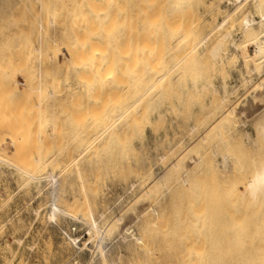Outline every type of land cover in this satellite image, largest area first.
<instances>
[{"label": "rangeland", "instance_id": "374dc122", "mask_svg": "<svg viewBox=\"0 0 264 264\" xmlns=\"http://www.w3.org/2000/svg\"><path fill=\"white\" fill-rule=\"evenodd\" d=\"M228 1L0 0V264H238L246 257L240 245L253 240L245 248L258 246L263 213L242 192L264 162L261 146L244 141L251 127L258 144L262 141L264 62L261 68L245 57L228 62L229 80L244 63L246 84H239L227 107L216 97V112L209 113V96L189 87L218 75L210 48L224 33H238L243 15L254 10L252 0L237 10L227 9ZM170 4L178 7L173 17L167 15ZM55 12L58 21L47 26ZM105 33L114 34L117 56L114 87L107 93L98 75L103 60L96 56L103 52ZM91 40L102 52L90 51ZM69 45L74 51L85 46L75 61ZM36 47L53 48L57 61L41 65ZM248 53L254 54V46ZM26 80L31 87L39 80L41 86L53 84L58 94L41 97L39 109L37 93L21 90ZM85 84L94 86L87 89L90 95ZM159 111L166 117L158 119ZM51 128L55 136L46 139ZM155 143L162 147L153 152ZM151 150L155 159L141 165L142 154ZM226 154L228 165L220 167ZM40 164L57 172L61 203L78 205L76 217L99 220L98 232L61 213L58 220L44 218L50 181L20 170H40ZM41 174L36 171L37 178ZM135 235L147 243L135 244ZM236 240L243 243L229 249Z\"/></svg>", "mask_w": 264, "mask_h": 264}, {"label": "bare ground", "instance_id": "6f19581e", "mask_svg": "<svg viewBox=\"0 0 264 264\" xmlns=\"http://www.w3.org/2000/svg\"><path fill=\"white\" fill-rule=\"evenodd\" d=\"M103 1H111V0H103ZM244 2H246V0H232V1H228V3H229V6H227L226 5V7H227V9H231L232 7H235L236 9L235 10H237V7H239L240 8V6L244 3ZM252 3H253V5H254V10L253 11H250V12H248L247 14H245V15H243V17H242V19L240 20V31L238 32V33H234L233 31H228V32H226V33H224L222 36H220V38L213 44V46L210 48V50H209V57H210V60H211V63H212V68L214 67V69H216L217 71V76H218V79H217V81L215 80V78L214 77H217V76H215L214 75V77H213V75H212V77H210V79H208V80H206V82H204V83H202L201 85H199L198 84V82H194V84L193 85H190L189 87H190V90L191 91H193V93H196V94H199L200 95V97H205V98H207L206 96H209L210 98H207V99H209V100H207V108L210 110L209 111V113L212 111H214V109H216L217 108V106L214 104V101H216V97L217 98H219V101H220V103L219 102H217L220 106L223 104L224 106L225 105H228L227 103L230 101L231 102V98H233L232 96L234 95V93L236 94L237 93V90H238V87L241 85V83L242 82H244V84H246V76H245V73H244V71H243V64H242V67H240V66H236V67H238V69L233 73V74H231L232 75V78L229 80V79H227L226 78V74H224V70H225V68H226V66H227V64H228V62L231 60V59H236V64H237V62L238 63H240V60H241V58L242 57H245V59L247 60V62H248V60L249 61H252L256 66L258 65V66H260V68H261V65H259V64H262L263 65V62H264V0H252L251 1ZM231 6V7H230ZM229 7V8H228ZM242 7V6H241ZM224 9H226L225 7H224ZM178 11V7L176 6V5H173V4H170L169 5V7L167 8V15H169L170 17H173V15L174 14H176V12ZM58 13H59V11H57ZM57 12H55V13H52V15L51 16H49L48 17V25L47 26H53V25H55L56 24V22L58 21V19H59V17H60V15L57 13ZM232 12L233 11H229L228 10V18L232 15ZM58 15H59V17H58ZM226 17V18H227ZM79 19H81V18H77V20H79ZM228 20V19H227ZM224 21V20H223ZM221 23V22H220ZM94 35V34H93ZM92 35V36H93ZM96 35V34H95ZM100 35V34H99ZM104 35V34H103ZM103 35H102V37H103ZM88 36V35H87ZM96 36H98V35H96ZM82 37V36H81ZM89 37V36H88ZM87 37V38H88ZM99 38H101V37H99ZM85 39H86V37H85ZM75 40H77V38H75ZM82 40V39H81ZM81 40H79V41H81ZM102 40V39H101ZM52 42H53V40H51ZM85 41V40H84ZM84 41H82V42H84ZM92 41V40H91ZM91 41H89V42H91ZM103 42V47H101L100 49L103 51H101L100 49H99V46L101 45H95L94 46V44L97 42V41H92V45H91V47L93 48V49H91L90 51H92V50H98L99 52H102V53H100L101 55H99L98 53V55H96L97 57L98 56H100L99 57V61H100V59L102 58V60H103V63L101 62V64H103L104 65V69L101 71L102 72V74L101 73H99L98 71H96L95 72V74L98 72V75H100L99 76V78H101L100 79V81H101V83H100V81H99V83L102 85V89L104 90V92L105 93H107V92H110L112 89H113V87H114V82H113V79H114V73H113V70H114V61H115V59H116V52H115V48H116V44H115V41H114V34H112V33H105V36H104V40H102ZM51 42V43H52ZM81 43V42H80ZM94 43V44H93ZM98 43V42H97ZM100 43V42H99ZM55 44V43H54ZM69 44V43H68ZM67 44V45H68ZM79 44V43H78ZM114 45H115V47H114ZM38 46V45H37ZM81 46V45H80ZM98 47V48H94V47ZM249 46H254V54L253 55H250L249 53H248V48H249ZM83 47H85V46H82L81 48H83ZM69 48H71L69 51H70V55H71V59L72 60H74L75 61V59L77 58H75L74 59V57H75V55H77L78 54V52L80 53V49L78 50V51H74V49L75 48H73V46L71 45V47H70V45H69ZM87 48V47H86ZM103 48V49H102ZM35 50V49H34ZM95 50L93 51V52H95ZM90 51H89V53H90ZM97 51V52H98ZM253 51V50H252ZM36 52L38 53V57L40 58V64L41 65H43V66H45L46 68H49L55 61H57V57H56V54H55V52H54V50H53V48L52 49H50V48H48V49H46V50H43L42 48H37L36 47ZM77 52V53H76ZM86 52H88V51H86L85 50V53ZM84 54V53H83ZM88 54V53H87ZM91 54H92V52H91ZM66 55V54H65ZM78 56V55H77ZM82 56V55H81ZM89 56H90V54H89ZM92 57L94 56V55H91ZM78 57H80V56H78ZM84 57V56H83ZM86 57H87V55H86ZM85 57V58H86ZM94 58V57H93ZM82 59H84V58H82ZM88 57H87V62H88ZM97 60H95V61H98V58H96ZM244 59V60H245ZM90 60H92V58L90 59ZM71 61V60H70ZM77 61V60H76ZM93 61H94V59H93ZM242 62H244L243 60H241ZM72 62V61H71ZM86 61H83V63L82 64H84ZM92 62V61H91ZM90 62V63H91ZM241 62V63H242ZM90 63H89V65H90ZM98 64H100V63H98ZM246 64V63H245ZM239 65H241V64H239ZM229 66V65H228ZM260 68H259V70H260ZM213 69V70H214ZM255 69L257 70V68L255 67ZM255 69H252L251 71H255ZM98 70V69H97ZM212 70V71H213ZM246 70V69H245ZM104 71V72H103ZM215 72V71H214ZM213 72V73H214ZM229 72H231V71H229ZM258 72V71H257ZM93 74V73H92ZM220 74V75H219ZM88 75V74H87ZM91 75V74H90ZM92 76V75H91ZM97 76V75H96ZM220 76V77H219ZM86 77V76H85ZM87 77H89V76H87ZM98 77V76H97ZM99 78H94L96 81H97V79L99 80ZM89 79V78H88ZM91 80H92V78H90ZM90 79H89V81H90ZM253 80V79H252ZM27 81V83L25 82V84H24V88L23 89H21V90H24V91H26V90H30V92L33 94H35V93H37L36 94V96L37 97H43L44 98V100H48V99H52L53 97V95H55L56 94V90L54 89V87L55 86H53V84H51V85H48V86H41V85H43V84H40L42 81L41 80H39L38 82H40V83H37V85L36 86H33V87H31V85L32 84H30V81L29 80H26ZM85 81H86V79H85ZM93 81V80H92ZM94 82V81H93ZM92 82V83H93ZM67 83V81L65 82V84ZM96 83V82H95ZM99 83H97V85L99 84ZM248 83H251V81L250 82H248ZM240 84V85H239ZM259 83H257V85H258ZM262 84V83H261ZM261 84H259L260 86H262ZM15 85H16V87H17V83H15ZM19 85V84H18ZM68 85V84H67ZM86 85V84H85ZM90 85V84H89ZM93 85V84H92ZM92 85H90L89 87L86 85V90L88 89V88H90V89H93L94 88V86L92 87ZM101 85H99L98 87V89H100V86ZM243 85V84H242ZM256 85V86H257ZM92 87V88H91ZM245 87V86H244ZM253 87V86H252ZM56 88V87H55ZM183 88V87H182ZM248 88V87H247ZM97 89V88H96ZM97 89V90H98ZM101 89V90H102ZM250 89V88H249ZM260 90L262 89V88H259ZM84 90V89H83ZM89 91V92H88ZM99 91V90H98ZM256 91V90H255ZM86 93H88V95H90L89 93H92L90 90H87V91H85ZM103 91H102V93H104ZM68 93V92H67ZM94 93V92H93ZM57 94H58V92H57ZM72 94V93H71ZM255 93H253V95H254ZM195 95V94H194ZM199 95H197V96H199ZM196 96V95H195ZM52 97V98H51ZM55 97V96H54ZM39 98V99H40ZM215 98V99H214ZM218 100V99H217ZM202 101H203V99H202ZM209 101V102H208ZM42 102H44L45 103V101H42V98H41V100L40 101H38L36 104H35V106H37L39 109L40 108H42V106H43V104L44 103H42ZM205 104V103H204ZM233 105V104H232ZM229 106V105H228ZM206 107V106H205ZM216 107V108H215ZM222 107V106H221ZM225 107H227V106H225ZM233 107V106H232ZM231 107V108H232ZM181 109V108H180ZM180 109H178V111L180 110ZM224 109V108H223ZM207 110V109H206ZM222 110V109H221ZM221 110H219V112L221 111ZM232 109H230V112H229V110H228V112H229V114H231L232 115V113H233V111H231ZM177 111V110H176ZM181 111V110H180ZM224 111H226V110H224ZM162 112V111H161ZM211 112V113H212ZM214 112H216V110L214 111ZM221 112H223V111H221ZM220 112V113H221ZM159 114H158V119H160L161 117H162V115L163 114H166L165 112H163V113H160V111L158 112ZM173 113V112H172ZM168 114V113H167ZM176 114H177V112H176ZM178 114H180L181 115V112L179 113L178 112ZM177 114V115H178ZM208 114V113H207ZM219 114V113H218ZM226 114H227V112H226ZM228 114V115H229ZM175 115V114H174ZM223 116L222 117H225V115L224 114H222ZM234 115V114H233ZM163 116H165V115H163ZM209 116V115H208ZM216 116V113H214V116L212 117V115H211V118H214ZM227 116V115H226ZM236 116V115H235ZM235 116L233 117L232 116V118H235ZM166 117V116H165ZM180 117V116H179ZM178 117V118H179ZM221 117V118H222ZM225 119V118H224ZM172 120V119H171ZM174 120V119H173ZM217 120V119H216ZM230 120V119H229ZM228 120V121H229ZM234 120V119H233ZM212 121V120H211ZM219 121V120H218ZM222 121H224V120H222ZM227 121V120H226ZM228 121L226 122V123H228ZM172 122H175V120L174 121H172ZM215 122V121H214ZM221 122V121H220ZM215 125V124H214ZM172 126V125H171ZM212 126V125H211ZM217 126H218V124H217ZM190 128V127H189ZM196 127H194V125L191 127V131L193 132V134H194V132H196L197 130L195 129ZM216 128V127H215ZM215 128H214V130H215ZM258 129H259V132H260V135H261V137H262V141H261V144H260V142H259V144H258V142L256 141V139H255V137H254V135L249 131V129L248 130H246L244 133V141H245V143H246V145H248V146H250V147H252V148H255V149H257L258 148V146L260 145L261 146V148H262V151H263V154H264V125H262V126H260V127H258ZM53 128H51V129H49L48 130V132H50V133H48V134H46L45 135V138L47 139V138H49L50 139V137H52L53 135L55 136V133L54 134H52V132H53ZM196 130V131H195ZM213 130V129H212ZM190 131V132H191ZM176 132V131H175ZM192 134V133H191ZM205 134V133H204ZM203 134V135H204ZM163 136V135H162ZM205 136V135H204ZM204 136H203V138H204ZM201 137V136H200ZM203 138H202V140H203ZM158 139V138H157ZM161 139V138H160ZM174 139V138H173ZM207 139V138H206ZM159 140V139H158ZM161 141H162V139H161ZM155 142V141H154ZM160 142V141H159ZM158 142V143H159ZM165 142V141H164ZM158 143H155V145H158V146H155V149H153V152H154V150L156 151V149L158 150L159 149V146L160 147H162L161 145H159ZM168 143V142H167ZM167 143H166V146H169L170 145V148H171V151H172V148H173V145L171 146V143L173 144V140H172V142H170V143H168L169 145H167ZM179 143V142H178ZM153 144V143H152ZM175 145L176 144H174V147H175ZM143 146H144V143H143ZM147 146H148V144H147ZM164 147V146H163ZM153 148V147H152ZM166 148V147H165ZM164 148V149H165ZM169 148V149H170ZM151 149V148H150ZM140 150H142V149H140ZM160 150V149H159ZM170 151V152H171ZM147 152V151H146ZM158 152V151H157ZM157 152H156V154H157ZM4 153V152H3ZM6 153V152H5ZM5 153H4V155H5ZM144 153V152H143ZM142 154V153H141ZM154 154V153H153ZM152 154V150H151V152L148 154V153H146V154H142V156H141V159H140V164L141 165H143V166H147V164H149L150 163V161H152V158L154 157V159H155V157L156 156H154ZM155 154V155H156ZM165 156V155H164ZM163 156V157H164ZM159 157V156H158ZM4 158V157H3ZM3 158H1V159H3ZM159 158H161V157H159ZM228 156H227V154L225 155V156H223V160H222V162H221V164L219 165L220 167H225V166H227L228 165ZM5 159V158H4ZM7 160V159H6ZM6 160H2V162L3 161H6ZM159 160V159H158ZM164 160V159H163ZM9 161V160H8ZM160 161V160H159ZM6 163H7V161H6ZM15 163V162H14ZM9 164V163H8ZM154 165H155V163H154ZM13 166V165H12ZM17 166V165H16ZM40 166V170H36V169H33V170H28V169H26L25 167H23L24 168V170H23V168L22 169H20V170H22L24 173H26V175L27 176H30L31 177V179L33 178L34 180H35V178L36 179H40L39 181H41V179H45V180H48V181H50V184H51V199H50V207H49V209L45 212V215H44V218H46V219H56L58 216L57 215H60L59 213H61V214H63V215H66L67 217H71V218H74V219H76V220H80V219H82V222L84 223H86V224H88V227L90 226V228H92L94 231L95 230H97V232H98V229H100V226L98 225V224H100V221L99 220H97L96 219V222H92V221H90L89 222V220L87 221L86 219H84V217L83 216H81V214H80V216H78V217H76L74 214H75V212H76V208L78 209V205L77 206H75L76 204H73V205H71V206H69V205H67V207L69 206V208H67L66 207V205H63V203H61V199H60V197L57 195V193H56V189H57V172L54 170V168H51V167H47V166H42V164H40L39 165ZM173 167H174V169H175V167H178V164H174L173 165ZM18 168V170H19V167H17ZM141 168H142V166H141ZM226 168V167H225ZM148 169V168H147ZM19 170V171H20ZM22 171H21V173H22ZM36 171H39L40 172V174H41V176L40 177H36ZM23 173V174H24ZM25 175V174H24ZM25 175V176H26ZM38 176V175H37ZM37 181V180H36ZM184 182H187L186 180H184ZM37 183H39V182H37ZM50 187V186H49ZM242 196H243V198H245V200L247 201V203L249 204V205H251L252 207H254L255 208V210L259 213V214H261V213H263L262 215H263V217H264V162L263 163H261V164H258V165H256V167H255V170H254V173H253V175H252V177L250 178V180L247 182V184H246V186H245V188H244V190H243V192H242ZM63 206H62V205ZM76 207V208H75ZM255 211V212H256ZM257 213V216L256 217H258V214ZM256 214V213H255ZM101 215H103V214H100V216ZM255 217V216H254ZM261 218V221H259L260 223L262 222V219H263V221H264V218ZM100 218V217H99ZM259 219V218H258ZM56 220H58V219H56ZM121 220H122V218L121 217H118L117 219H116V221L117 222H121ZM254 220H256V219H254ZM260 220V219H259ZM54 221V220H53ZM98 221V222H97ZM103 221V220H102ZM119 222V223H120ZM263 224H264V222H263ZM261 225H262V223H261ZM98 226H99V228H98ZM259 227V226H258ZM262 228H264V226L262 227L261 226V228L260 229H262ZM260 229H259V231H260ZM262 231H264V229H262ZM236 234V233H235ZM258 234L260 235L261 234V232L259 233L258 232ZM232 235V234H231ZM239 234H236V235H234V232H233V236H236V237H239L238 236ZM255 235H257V233L256 234H254L253 236H255ZM264 234H263V232H262V234H261V238H264V236H263ZM258 236V235H257ZM263 236V237H262ZM146 238V237H145ZM145 238H144V236H142V235H135V237H134V241H135V244H138L139 246H144V240H145ZM258 238V237H257ZM261 238H259L260 239V241L258 240V242L260 243L261 242ZM19 240V239H18ZM239 240H236V241H232V242H234V243H232L231 244V246L229 247V249L231 248L232 249V247H233V249L232 250H234L235 251V249H234V247H235V245L234 246H232L233 244H237V246H239V244L238 243H243L242 242V240L241 241H239ZM251 242L253 241V240H250ZM250 241H248L247 243L252 247V245L254 244V241H253V244L251 245V243H249ZM262 241H263V239H262ZM19 242V241H18ZM145 242H146V240H145ZM245 242V241H244ZM256 242H257V240H256ZM255 242V243H256ZM257 242V243H258ZM147 243V242H146ZM240 243V244H241ZM247 243H245V245H244V243L242 244L244 247H241L242 245H240V248L239 247H237L236 246V249L237 248H239V249H246V252H245V250H242V252H243V254H244V256H246V257H242L241 255V253L242 252H240V256H241V258H243L242 260H241V263H242V261L244 260V258H247V256H248V253H249V251H250V249H252V248H250L249 250H248V248L249 247H246L245 248V246H247L248 244ZM258 243V246L255 244V246H257L256 248L255 247H253V251H250L253 255H255V256H251V254L249 255V258L248 259H245L244 260V263L245 264H264V241H263V243H260L259 244ZM248 245V246H249ZM136 246V245H135ZM33 245H31V244H29V245H27V250H30V251H32V249H33ZM146 247V246H145ZM145 249V248H144ZM143 249V250H144ZM141 250V249H140ZM236 251H238L237 252V254L239 253V251L240 250H236ZM248 251V252H247ZM247 253V255H245V253ZM255 253V254H254ZM235 255V254H234ZM237 257H238V255H236ZM251 256V257H250ZM232 259V258H231ZM233 259H234V257H233ZM237 259H239V258H237ZM194 260H198V261H200V259H196V258H194ZM188 261V260H187ZM191 261V262H190ZM202 261V260H201ZM197 262V264H202L203 262ZM246 261V262H245ZM189 263H191V264H194V262H193V260H189L188 261V264ZM241 263H238V264H241ZM244 263H242V264H244ZM21 264H24V263H22L21 262ZM110 264H115V262H110ZM204 264V263H203Z\"/></svg>", "mask_w": 264, "mask_h": 264}, {"label": "crops", "instance_id": "0c3cea01", "mask_svg": "<svg viewBox=\"0 0 264 264\" xmlns=\"http://www.w3.org/2000/svg\"><path fill=\"white\" fill-rule=\"evenodd\" d=\"M250 130H251V131H250ZM249 131H250L252 134L255 133V131H254V129H253L252 127L249 129Z\"/></svg>", "mask_w": 264, "mask_h": 264}]
</instances>
